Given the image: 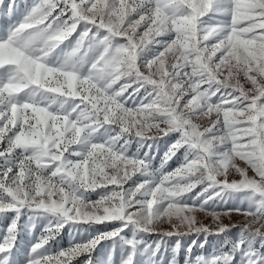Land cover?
Here are the masks:
<instances>
[{
  "label": "snow or ice",
  "instance_id": "6c2138e0",
  "mask_svg": "<svg viewBox=\"0 0 264 264\" xmlns=\"http://www.w3.org/2000/svg\"><path fill=\"white\" fill-rule=\"evenodd\" d=\"M0 21V264H264V0Z\"/></svg>",
  "mask_w": 264,
  "mask_h": 264
},
{
  "label": "rangeland",
  "instance_id": "374dc122",
  "mask_svg": "<svg viewBox=\"0 0 264 264\" xmlns=\"http://www.w3.org/2000/svg\"><path fill=\"white\" fill-rule=\"evenodd\" d=\"M17 2L20 3L21 5H23L24 3L31 4L32 0H17ZM2 23H3V21H0V24H2ZM156 163L158 164L159 161H156ZM170 165L173 168L176 166L175 162H170ZM198 218L200 220H202L205 224H211L212 223L211 218L210 217H206L203 214H200ZM231 219H232V222H239L242 219V217L233 216ZM228 222H229V220L227 218H225V223H228ZM164 227H167V225H164ZM68 239H69V236H68L67 228H65V230L60 235L61 244L64 245V246H67ZM190 242H191V237H189L185 241V243H190ZM76 264H82V261L77 260ZM181 264H182V261H181Z\"/></svg>",
  "mask_w": 264,
  "mask_h": 264
}]
</instances>
